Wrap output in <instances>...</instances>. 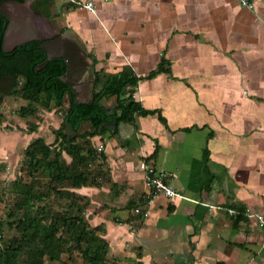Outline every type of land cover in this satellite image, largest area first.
Masks as SVG:
<instances>
[{"label": "crops", "instance_id": "obj_1", "mask_svg": "<svg viewBox=\"0 0 264 264\" xmlns=\"http://www.w3.org/2000/svg\"><path fill=\"white\" fill-rule=\"evenodd\" d=\"M49 9L92 57L91 84L92 69L146 75L163 61L133 96L166 124L156 112L107 123L94 183L74 188L104 229L108 264H264V0H52ZM156 143L148 160L177 195H149L139 163Z\"/></svg>", "mask_w": 264, "mask_h": 264}, {"label": "trees", "instance_id": "obj_2", "mask_svg": "<svg viewBox=\"0 0 264 264\" xmlns=\"http://www.w3.org/2000/svg\"><path fill=\"white\" fill-rule=\"evenodd\" d=\"M2 1L4 0H0ZM51 1L35 0L32 7L36 12L49 17ZM5 21V16L0 14V81L11 75L16 79L14 86L18 88L10 86L5 89L4 86L0 104L7 94L20 91V95L28 101L26 105L19 107L20 115L38 118L37 104L47 108L62 106V120L60 126L54 129L56 144L37 136L24 148L25 167L22 166L20 170H25L32 179L25 182L17 178L11 182L15 199L8 212L13 219L8 224L14 228L15 233L0 243V264H45L46 259L58 260L65 251L63 235L68 236L88 264H108L106 253L109 244L102 235L104 229L100 225L92 226L89 223L84 214L85 202L83 206H75V211L69 207L65 210H53L44 199L51 191L62 193V197L72 200V204L84 198L71 188L94 183V172L89 170V165L98 157V151L87 141L89 136H103L109 131L107 123L134 122L137 115L156 112L158 119L166 124L160 111L145 108L133 96L138 81L164 69L163 61L146 75H138L130 67L105 75H101L100 70L92 69L91 98L79 101L70 85L61 78L66 70L63 57H52L40 67L47 57L40 40L23 42L9 51L2 49ZM18 77L21 80L17 84ZM68 95L71 105L65 111ZM113 95L116 96V103L109 108L103 103V99ZM81 121L88 122L89 127L68 137L65 132L66 122L73 129H78ZM1 122L0 113V124ZM35 127L36 124L29 125L26 130L31 132ZM77 138L86 141L79 143ZM157 150L156 143L154 151L146 159L155 158ZM62 152L71 157L69 163L62 157ZM99 156H104L102 149ZM41 168L47 170L49 175L45 188L36 187L35 174ZM146 197L148 199L149 196Z\"/></svg>", "mask_w": 264, "mask_h": 264}, {"label": "rangeland", "instance_id": "obj_3", "mask_svg": "<svg viewBox=\"0 0 264 264\" xmlns=\"http://www.w3.org/2000/svg\"><path fill=\"white\" fill-rule=\"evenodd\" d=\"M92 88L93 83L91 84L90 75L88 84H83L79 93H77L78 100H89L91 98ZM27 102V99L23 98L20 95V91H18L4 96L0 104V113L2 116L0 132L2 131V133L6 135L2 136V140H0V243L3 239L15 233L14 228L8 224V222L13 219L12 216L8 215V212L11 210L15 199L14 192L11 189V182L17 178L25 182L32 179L25 170H20L22 166L25 167L26 158L25 155H23L24 148L20 142L25 143L26 139H33L34 136L39 135L42 136L46 142H54V144H56L54 129L60 126L62 120V106L47 108L37 104L38 118L33 115H20L18 113L19 107L26 105ZM103 103L107 107L112 108L116 103L115 95L103 99ZM67 105L68 102H65L66 107ZM33 124H36L35 129L31 132L27 131L26 129L28 126H33ZM88 127V122L84 121L82 123V130ZM13 140L16 141V143H14ZM97 140L98 135L89 136L87 143L98 149L100 144ZM77 141L79 143H84L86 140L77 138ZM62 157L65 161H69L70 159V157L63 152ZM94 169L93 160L89 165V170L94 171ZM35 177L37 188H45L47 186V181L49 180L47 170L42 168L39 169ZM74 188L75 187L71 188V190L75 191ZM44 202L49 204L53 210H65L69 207L75 211V206L84 205L83 199L76 200V202L72 204V200H68L67 197H62V193H57L56 191H51L47 198L44 199ZM63 238L65 240V251L62 252L61 257L55 261L46 259L45 264H88L78 249L74 247V243L68 239V236L63 235Z\"/></svg>", "mask_w": 264, "mask_h": 264}, {"label": "water", "instance_id": "obj_4", "mask_svg": "<svg viewBox=\"0 0 264 264\" xmlns=\"http://www.w3.org/2000/svg\"><path fill=\"white\" fill-rule=\"evenodd\" d=\"M34 1L7 0L0 5V14L6 18V28L2 39L3 49L9 51L23 42L40 40L41 47L47 53V57L40 67L44 66L52 57H63L66 62V70L61 78L70 85L77 98L82 83L89 79L93 59L75 38L60 32L52 26L48 16L36 12L32 7ZM67 100L68 105L64 106L65 111H68L71 105L69 95ZM83 122H80L78 129H73L66 122L67 136L82 132Z\"/></svg>", "mask_w": 264, "mask_h": 264}, {"label": "built area", "instance_id": "obj_5", "mask_svg": "<svg viewBox=\"0 0 264 264\" xmlns=\"http://www.w3.org/2000/svg\"><path fill=\"white\" fill-rule=\"evenodd\" d=\"M240 4L247 7L253 6L254 0H239ZM84 5L90 9L93 8L91 1H86ZM139 167L144 171V180L149 188V195L155 192H165L169 196L179 194L167 181L168 173L163 170H156L151 160L143 159L139 163ZM264 223V220H263Z\"/></svg>", "mask_w": 264, "mask_h": 264}, {"label": "flooded vegetation", "instance_id": "obj_6", "mask_svg": "<svg viewBox=\"0 0 264 264\" xmlns=\"http://www.w3.org/2000/svg\"><path fill=\"white\" fill-rule=\"evenodd\" d=\"M5 1H7V0H4V1H2V2H0V5L3 3V2H5ZM50 19V18H49ZM50 23H51V21H50ZM52 24V23H51ZM53 26V25H52ZM5 28H6V21H5ZM5 28H4V32H5ZM55 28V27H54ZM60 31V30H59ZM61 32V31H60ZM3 35H4V33H3ZM15 47V46H14ZM13 47V48H14ZM13 48L11 49V50H13ZM2 49H3V45H2ZM4 50V49H3ZM18 80H17V84H18V82H19V77L17 78ZM15 80L16 79H14L11 75L10 76H8V77H6V79H3L2 81H3V83H2V81H0V94H1V91H4V86H5V89H8L10 86H14L15 85ZM83 84H88V81L87 82H85V83H82V85ZM18 88V86H14L13 87V89L14 88Z\"/></svg>", "mask_w": 264, "mask_h": 264}]
</instances>
